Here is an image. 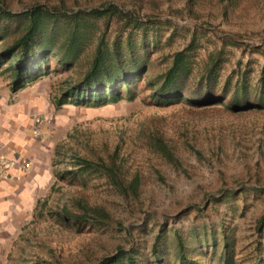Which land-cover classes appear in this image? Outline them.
Segmentation results:
<instances>
[{
    "label": "rangeland",
    "instance_id": "374dc122",
    "mask_svg": "<svg viewBox=\"0 0 264 264\" xmlns=\"http://www.w3.org/2000/svg\"><path fill=\"white\" fill-rule=\"evenodd\" d=\"M4 2L13 11L38 2L73 11L104 3L135 6L143 13L140 27L147 29L143 45L141 29L131 32L133 56L144 62L130 86L132 96L121 88L116 102L55 107L53 97L82 73L85 51L70 67L58 64L54 54L48 57L49 73L21 90L44 97L45 109L33 116L42 115L45 121L53 182L37 190L18 184L0 194V264H93L119 247H131L142 264H153V242L164 264H184L178 257L180 241L192 264H223L225 251L228 264H256L257 256L263 264L264 221L259 224L258 219L264 213V108L254 106L258 96L264 105V0ZM125 33L118 38L121 46ZM99 34L93 30L88 48ZM192 35L184 88L194 86L208 53L219 50L213 92L221 101L200 107L154 104L150 95L156 75ZM125 61L130 64L127 56ZM235 81L244 83L245 91L244 99L237 92L236 110L228 104ZM154 135L160 136L169 158L147 144L155 142ZM116 140L124 145L125 180L136 173V195L119 193L100 175L71 174L74 154L105 159ZM74 196L86 198L105 216L100 222L65 218L60 210L74 211Z\"/></svg>",
    "mask_w": 264,
    "mask_h": 264
},
{
    "label": "trees",
    "instance_id": "16d2710c",
    "mask_svg": "<svg viewBox=\"0 0 264 264\" xmlns=\"http://www.w3.org/2000/svg\"><path fill=\"white\" fill-rule=\"evenodd\" d=\"M134 3L136 0H133ZM142 14L135 6L122 9L113 3H104L97 7L73 11L65 6H49L38 2L21 10L13 11L6 6L4 0H0V75L8 79L9 90L16 92L27 83L49 73L46 60L48 57L55 55L58 64L70 67L85 51L88 56L85 59L82 73L74 80L73 84H68L58 95L53 97L52 103L55 107L65 103L75 106H100L116 102L122 97L121 88L127 96H132L133 91L130 86L133 79L144 70V62L135 60L133 56L134 44L131 39L132 30L140 28L142 32L139 36V43L142 45L145 43L144 31L147 28L140 27L138 20ZM146 17L148 15L144 16V18ZM97 20H101V23H98ZM148 23L155 24L152 21H148ZM96 28L100 34L90 49L87 47L89 38ZM124 31L126 32L125 40L121 46L118 38ZM193 37L194 35L190 37L184 47L172 53L169 65L156 75V85L150 95L154 104L183 102L190 106L200 107L217 104L221 101V97L213 92L215 68L218 66L220 58L219 50L208 53L204 68L194 86L188 89L184 88L183 82L189 73L190 56H193L188 53L194 44ZM125 56L130 64L126 63ZM225 89L226 81L221 85V94ZM237 92H240L244 99V83L240 82L236 85L235 81L232 88L228 104L229 108L234 110H236L237 103L240 102L237 99ZM263 106L262 97L258 96L254 107L264 108ZM147 137L149 136L147 135ZM154 137H156L155 142L147 144L152 145L162 155L169 158L170 153L158 138L160 136L154 135ZM123 146L116 140L111 150L106 153L105 159L99 154L94 158L74 154L70 166L76 167V170L71 174L74 176L100 175L119 193L136 195L138 189L136 173L132 174L129 181H126L124 177L128 172V165L125 154L122 152ZM71 202L74 205V211L65 207L60 210L65 218L100 222L99 218L105 216L100 208L89 205L86 198L74 196L71 198ZM263 221L264 213L258 219V223L261 224ZM178 249L180 250V254H178L180 261L184 264H192L187 254L182 252L181 241L178 244ZM149 254L153 264H164L165 261L163 258L161 259V253L157 251L156 242L150 245ZM223 260V264H228L231 260L227 251L224 253ZM142 263L137 257L136 250L131 247L126 250L119 247L113 253L102 256L93 264ZM255 263H261L260 256L256 257Z\"/></svg>",
    "mask_w": 264,
    "mask_h": 264
},
{
    "label": "crops",
    "instance_id": "0c3cea01",
    "mask_svg": "<svg viewBox=\"0 0 264 264\" xmlns=\"http://www.w3.org/2000/svg\"><path fill=\"white\" fill-rule=\"evenodd\" d=\"M6 80L0 75L1 177L7 173V176L0 177V194L23 183L27 189L37 190L44 183L48 187L53 179L47 159L48 140L44 137L46 125L42 115L33 116L35 110L40 112L45 109L44 97L29 91L21 92L24 88L11 92ZM21 162L26 167H21Z\"/></svg>",
    "mask_w": 264,
    "mask_h": 264
},
{
    "label": "built area",
    "instance_id": "2783aa9c",
    "mask_svg": "<svg viewBox=\"0 0 264 264\" xmlns=\"http://www.w3.org/2000/svg\"><path fill=\"white\" fill-rule=\"evenodd\" d=\"M24 165H26V164L22 163L21 167H23Z\"/></svg>",
    "mask_w": 264,
    "mask_h": 264
}]
</instances>
